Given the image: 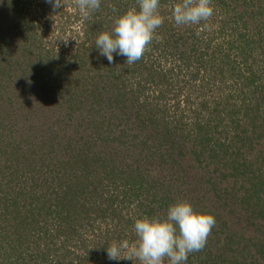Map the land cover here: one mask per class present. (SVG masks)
<instances>
[{
  "label": "rangeland",
  "instance_id": "rangeland-1",
  "mask_svg": "<svg viewBox=\"0 0 264 264\" xmlns=\"http://www.w3.org/2000/svg\"><path fill=\"white\" fill-rule=\"evenodd\" d=\"M102 1L99 10L85 17L74 0H63L64 6L55 9L46 0H0V166H4L0 174V244L4 245L0 264H140L135 258L124 259V251L118 260H109L106 249L113 242L131 244L137 239L134 223L142 218L139 205L148 199L138 186H146V181L163 183L173 199L186 200L195 211L215 218L206 246L190 253L186 264H196L195 258L204 263L220 253L229 259L230 248L264 247V218L251 216L259 209L254 197L243 198L241 179L225 178L223 173L228 170L220 169L217 162L207 165L206 157L198 166L183 159L177 164L152 159L151 141L145 140L138 125L137 115L145 118L150 109L155 117L173 122L181 116L189 124L196 118H208V113L203 117L195 113L196 105H175V87L184 78L172 81L167 77L162 82L154 73L165 74L173 66L172 58L162 51L176 49L170 45L173 42L165 45V41L175 39L176 33L189 32L188 25L178 26L171 18L172 0L163 4L166 17L159 8L164 21L153 36L157 42L145 65L149 69L140 67L138 74L130 76L124 68L129 64H113L119 80L126 84L121 96L124 105L116 104L121 97L110 104L104 98L105 77L112 68H102L104 56L95 40L100 32L112 30L117 16L113 8H118L119 0ZM213 1V15L202 23L209 29L221 23L228 27L246 24L255 44L253 55L258 58L254 65L264 67V0H228L224 10ZM119 4L120 10L132 5L129 0ZM244 9L242 18L233 22L235 11ZM199 25H192L197 33L211 34L208 28L200 31ZM184 47L190 48V42ZM183 48L180 44L179 49ZM43 64L46 70H35ZM24 65L33 75L24 77ZM145 74L154 75V82L148 79L145 88L134 87L135 77ZM181 86L187 88L185 83ZM160 90L167 92L163 96ZM15 167L23 170L22 176H16L17 185H7ZM130 173H138L140 183ZM67 186L69 194L63 195ZM166 209L158 214L164 215ZM131 212L137 216L124 228ZM249 221L253 226H247ZM12 227L28 236L30 248H15L20 242ZM222 228L229 230L227 241ZM251 256H245L246 264H264L258 256ZM163 264H169L168 260Z\"/></svg>",
  "mask_w": 264,
  "mask_h": 264
},
{
  "label": "trees",
  "instance_id": "trees-1",
  "mask_svg": "<svg viewBox=\"0 0 264 264\" xmlns=\"http://www.w3.org/2000/svg\"><path fill=\"white\" fill-rule=\"evenodd\" d=\"M121 1L119 0V2ZM129 1H131V7L135 6V0ZM168 1L160 0V12L165 17L166 15L163 11L165 6L163 7V4L166 5ZM119 2L118 8L115 10L116 13L114 12L117 15L123 14L129 9L127 7L120 10ZM172 2L170 7L175 3H179L180 0H172ZM213 2L216 3V8L224 10L228 0H214ZM101 3H103L102 0ZM244 13L245 9L240 13L235 11L236 15L233 22L241 19ZM258 13H255V15ZM188 26V33L185 35L176 33L175 39L172 41L166 42L162 38L165 41V45L173 42L170 45H173L176 49L174 52H164V49L162 51L172 58L173 66L165 74L156 71L154 73L157 74V79H160L162 82H165L167 77L172 81L177 79L183 80L184 78L185 81H180V83L181 85L185 83L187 88L185 89L181 85L178 88L175 87V91L178 92V95H174L175 105H196L197 109L195 113L202 117L204 113H208V118L205 121L196 118L189 124L184 122L181 116V118L174 119L175 122H173L166 120L165 117H155L153 113L154 109H150L145 118L142 116L141 119L140 115H137L138 125L144 131L145 140L151 141L150 146L154 150V152L150 153L152 159L159 162L170 160L176 162V164L178 159H183V161L187 160L189 163H193L194 166L200 165L202 158L205 157V159H208L207 165L217 162L220 165V169L228 170V173H223L225 178L230 177L232 180H242L243 198H255L254 205H256L259 211L254 214L255 210H253L251 216L264 218V149H260V146L264 144V67L262 65H254L258 60L253 55V50L255 49L254 41L249 39L246 24L243 27H237L232 23L228 27L225 23H221L219 27L217 26V29H209L207 25L201 22L198 29L204 33L203 29L207 30L208 28L211 33L210 35L208 33V36L197 33L195 30L196 26ZM260 40L261 38H258L256 42L259 44ZM164 41L158 42L157 45L160 46ZM186 41L190 42V48H183V45H186ZM154 42L157 41L152 40L139 61L124 67L126 70L129 69L130 76L138 74L137 69L140 67L143 69L147 67L146 69H149L145 65L150 60V56H152L150 49L154 48ZM180 44H182L183 49H179ZM230 53L232 56H230ZM162 55L160 53V56ZM120 56L113 53V63L111 65H109L106 57L102 60V68L106 66L112 68L110 73L107 76L105 75L107 81H104L106 85L103 87L106 92L105 94H107V97L104 98L108 104L119 100V97L126 90L125 81L121 82L119 80L120 77L116 75L115 65H113L117 62L126 63L127 58L120 59ZM39 67L46 70L48 66L45 64L36 66L35 70ZM28 69H30L28 65H24V77L33 75V71L27 72ZM101 75L104 76L103 74ZM145 75V77H135L134 87H138L137 89L140 87L145 88L143 86L148 83V79L154 82V75ZM175 83L179 84V82ZM137 89L134 90L137 91ZM99 92L101 93V91ZM160 92L164 96L167 90L164 92L160 90ZM209 95L211 97L210 100ZM212 96L216 97L212 98ZM122 97L121 103L116 104L120 105L123 103L122 105H124ZM187 126H190L189 129ZM122 136L123 133L121 132L117 139L120 141ZM3 168V165L0 166V174H2ZM22 173L23 170L21 171L17 168L12 170L10 177L6 180V184L17 185L15 178L17 175L18 177L22 176ZM130 175L133 174L130 173ZM136 175L138 177V173L133 176ZM137 180L140 183L141 177L139 176ZM207 181L211 182V179L209 180L208 178ZM145 183H147L146 186H138V188L146 191L148 197L147 201H144L146 205H139L141 217L148 216L151 218L153 216H160L158 213L161 214V210H165L169 203L176 202L171 192L168 194L164 191V187L161 185L163 183H158L157 181H146ZM244 184H246V187H244ZM68 194L69 186L63 191V195ZM135 216L137 214L135 215L134 212H131L126 217L124 228L130 224V221ZM79 217V214L76 215V219ZM253 224V222H250L247 226H253ZM262 227L260 226V228ZM223 228L222 235L224 233L226 236L225 240L227 241L230 235L229 230L227 233ZM11 229L15 232L16 239L20 242L14 241L16 242L15 248L18 247L20 250L21 247L30 248V245H28L29 241L27 240L28 236L26 238L21 236L17 227H12ZM229 229L231 230V228ZM0 249H4V245L0 244ZM246 250H248L246 255L249 258L254 254V256L260 258V261L264 262V247L258 244H250L249 248L244 247L234 250L230 248L229 259L225 253H220L207 262L209 264H246L248 259L243 254ZM198 260V258L194 259L196 264ZM207 262L198 264H207ZM251 264H255V262L251 261Z\"/></svg>",
  "mask_w": 264,
  "mask_h": 264
},
{
  "label": "clouds",
  "instance_id": "clouds-1",
  "mask_svg": "<svg viewBox=\"0 0 264 264\" xmlns=\"http://www.w3.org/2000/svg\"><path fill=\"white\" fill-rule=\"evenodd\" d=\"M53 8L64 6L63 0H46ZM75 6L88 17L99 10L101 0H74ZM160 0H135V6L113 18L111 31L100 32L95 40L100 55L111 64L113 53L126 57L131 65L139 61L154 33L163 24L159 13ZM115 11V9H114ZM212 0H180L172 5L171 18L178 26L199 25L213 15ZM215 218L197 212L186 200L170 204L161 216H143L134 223L137 239L129 242H113L107 247L109 260L137 259L140 264H186L190 253L202 251L207 238L215 227Z\"/></svg>",
  "mask_w": 264,
  "mask_h": 264
}]
</instances>
